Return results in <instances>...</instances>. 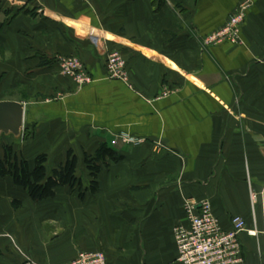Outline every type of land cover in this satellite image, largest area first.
Listing matches in <instances>:
<instances>
[{"label":"crops","instance_id":"obj_1","mask_svg":"<svg viewBox=\"0 0 264 264\" xmlns=\"http://www.w3.org/2000/svg\"><path fill=\"white\" fill-rule=\"evenodd\" d=\"M239 2L0 0V101L21 89L27 97L9 100L25 106L23 140L2 138L0 159L10 142L30 163L46 154L48 171L68 150L78 170L102 144L123 157L82 200L60 188L33 203L0 178V264H67L80 252L181 264L174 228L190 200L208 201L226 231L242 217L243 264H264V0H252L238 44H203ZM112 52L126 83L106 78ZM59 56L77 58L93 81L62 76Z\"/></svg>","mask_w":264,"mask_h":264},{"label":"built area","instance_id":"obj_2","mask_svg":"<svg viewBox=\"0 0 264 264\" xmlns=\"http://www.w3.org/2000/svg\"><path fill=\"white\" fill-rule=\"evenodd\" d=\"M251 3L252 0H240L235 13L228 18L223 27L205 37L203 44L206 46L222 43L238 44L240 25ZM56 63L60 74L70 78L79 87L93 81L92 76L75 57L59 56ZM105 71L109 80H119L124 83L128 80L125 61L117 52L107 56ZM123 142L135 146L142 143L141 140L135 139H124ZM183 209L184 224L174 228L179 263L243 264L239 235L245 230L246 223L242 217L233 216L230 220V229L226 231L212 213L208 201H186ZM67 264H107V262L101 252H80Z\"/></svg>","mask_w":264,"mask_h":264},{"label":"trees","instance_id":"obj_3","mask_svg":"<svg viewBox=\"0 0 264 264\" xmlns=\"http://www.w3.org/2000/svg\"><path fill=\"white\" fill-rule=\"evenodd\" d=\"M52 62L42 60V66ZM3 156L0 159V178L9 179L12 185L22 190L33 203H42L55 198L57 190L69 188L84 199L86 192L95 195L98 191V176L103 169L118 164L123 157L106 144L100 145L93 154H83V165L90 178L87 187L78 176V160L72 150H68L65 159L51 171L47 169L48 156L36 155L30 163L19 156L13 144L3 145ZM19 201H13L12 207L18 209Z\"/></svg>","mask_w":264,"mask_h":264},{"label":"water","instance_id":"obj_4","mask_svg":"<svg viewBox=\"0 0 264 264\" xmlns=\"http://www.w3.org/2000/svg\"><path fill=\"white\" fill-rule=\"evenodd\" d=\"M25 106L16 101H0V136H12L15 140L22 137Z\"/></svg>","mask_w":264,"mask_h":264},{"label":"rangeland","instance_id":"obj_5","mask_svg":"<svg viewBox=\"0 0 264 264\" xmlns=\"http://www.w3.org/2000/svg\"><path fill=\"white\" fill-rule=\"evenodd\" d=\"M3 62H5V59H3V56H2V52L0 51V63H3ZM23 91L24 90H18V91H10V92H7L6 94H5V96H4V99H7V100H17V99H27V97L23 94ZM22 136H23V134H22ZM2 138H10V139H12L15 143H19L21 140H23V137H21L19 140H15L12 136H0V140L2 139ZM25 139H24V141L25 140H27L26 138H27V134H26V137H24ZM12 140H9V142L10 141H12ZM8 143V142H7ZM10 143H12L13 145H14V143L13 142H10ZM21 143V142H20ZM20 148V147H19ZM22 148V147H21ZM14 149L16 150V152H17V154L19 155V156H22V154H19V152H18V148H16L15 147V145H14ZM23 149V148H22ZM21 153V152H20ZM83 156V155H82ZM83 158V157H82ZM80 163H81V161H80ZM52 166H53V164H51ZM83 166L82 165H79V170H78V176L80 177V178H82V179H86V174L88 175V171L85 169V167L84 168H82ZM81 168H82V170H81ZM84 169V170H83Z\"/></svg>","mask_w":264,"mask_h":264}]
</instances>
